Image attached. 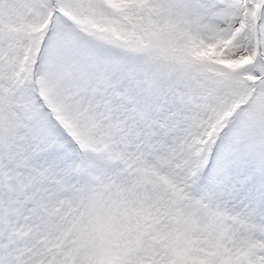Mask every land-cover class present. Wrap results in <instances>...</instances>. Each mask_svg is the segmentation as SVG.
I'll use <instances>...</instances> for the list:
<instances>
[{
	"label": "snow or ice",
	"instance_id": "1",
	"mask_svg": "<svg viewBox=\"0 0 264 264\" xmlns=\"http://www.w3.org/2000/svg\"><path fill=\"white\" fill-rule=\"evenodd\" d=\"M0 264H264V0H0Z\"/></svg>",
	"mask_w": 264,
	"mask_h": 264
}]
</instances>
